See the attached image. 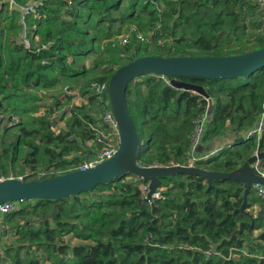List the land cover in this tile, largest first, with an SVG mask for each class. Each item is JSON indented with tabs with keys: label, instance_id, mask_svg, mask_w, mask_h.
I'll use <instances>...</instances> for the list:
<instances>
[{
	"label": "trees",
	"instance_id": "1",
	"mask_svg": "<svg viewBox=\"0 0 264 264\" xmlns=\"http://www.w3.org/2000/svg\"><path fill=\"white\" fill-rule=\"evenodd\" d=\"M15 1L26 6L30 0ZM124 1L32 0L41 5L25 17L30 48L13 43L17 57L3 72L6 80L0 77L1 103H11L12 108L6 105L10 115L21 119L15 124L19 134L11 154L3 149L0 155V176H8L17 162L27 172L22 176L47 171L34 180L66 174L92 152L88 142L97 147L93 128L99 127L98 109L91 117L84 106L72 105L63 120L66 130L54 133L48 121L33 117L39 98L27 93L32 88L54 89L61 80L76 85L81 76L100 67L85 89L96 104L90 85L108 81L116 69L138 57H227L264 47V20L252 0ZM3 9L7 7L0 6V19ZM10 12L6 26L20 33V11ZM131 27L133 35L142 34L146 40H133L122 49L118 38ZM35 36L46 48L35 46ZM90 54L97 55L90 71L67 62L69 56L83 60ZM180 79L203 87L216 101L204 126L203 144L223 138L227 121L232 134H240L252 129L264 113V69L242 79ZM80 93L87 95L82 87ZM126 100L141 139L138 164L188 166L192 131L207 114L206 101L174 90L153 75L130 82ZM255 147L264 151V132L257 143L251 138L246 144L229 145L195 166L232 172ZM20 149L29 150L21 160ZM260 169L264 172V162ZM159 180V198L152 203L139 202L147 182L132 174L60 201H22L3 220L16 235V246L6 255L15 264H39L40 259L49 264H264V198L254 189L241 211L244 189L238 182L212 181L208 188L203 178L191 175ZM254 206L256 217L248 212ZM53 208L56 213L50 219ZM18 219L23 223L15 222ZM253 231H261L258 252L252 248ZM66 237L78 243L70 245Z\"/></svg>",
	"mask_w": 264,
	"mask_h": 264
},
{
	"label": "water",
	"instance_id": "2",
	"mask_svg": "<svg viewBox=\"0 0 264 264\" xmlns=\"http://www.w3.org/2000/svg\"><path fill=\"white\" fill-rule=\"evenodd\" d=\"M264 69V47L245 54L227 57H161L156 55L142 56L116 69L108 79L107 95L111 113L119 132V146L115 154L84 170H75L66 174L45 178L42 180H19L7 178L0 181V205L8 202L32 200L60 201L70 196L93 191L127 174H132L148 184V192L139 202L152 203L160 187L161 177L175 175H191L203 178L208 188L212 181H234L243 185V211L247 197L253 190L254 184L264 188V176L259 173L260 165L264 162V151L249 156L244 163L232 172L210 171L193 165L188 166H153L143 167L137 158L141 139L130 115L126 91L128 84L139 77L153 75L167 80L174 90L193 93L212 101L205 89L199 85L180 81V78L204 80H233L246 78ZM3 104L0 102V108ZM201 125V123H199ZM229 122L227 121L226 125ZM257 124V128L260 127ZM247 139L239 136L233 139L232 145L245 142ZM91 151L85 157L88 159ZM56 208H53L50 219H53ZM250 225V229H251Z\"/></svg>",
	"mask_w": 264,
	"mask_h": 264
},
{
	"label": "rangeland",
	"instance_id": "3",
	"mask_svg": "<svg viewBox=\"0 0 264 264\" xmlns=\"http://www.w3.org/2000/svg\"><path fill=\"white\" fill-rule=\"evenodd\" d=\"M127 0L124 1V3ZM31 3L32 0L28 1V3ZM11 17L10 10L3 9L2 11V18L0 19V77L3 75V72L5 68L13 61L17 55L14 52V46L20 45L23 41V31L18 33L14 28L8 27L6 25H9ZM8 27V28H6ZM125 28L123 29V31ZM134 29L131 27L128 31H124L123 34L127 33H133ZM251 33H255V31H251ZM39 39V37H38ZM40 40V39H39ZM132 41V40H131ZM14 43V46H13ZM34 43L37 44V41L34 39ZM250 47V46H249ZM97 59V55L90 54L87 57L83 58V60H72L70 56L67 59V62L71 63L74 62L76 66L84 67V69L89 70L93 67V64L95 63ZM101 70L100 67L95 68L94 72H88L85 75L81 76L78 80V83L75 85L73 83H67L64 80H61V84L50 90H36L32 88L31 90L27 91L28 94H36L39 98V100L36 102L35 106L37 108V112L33 114V117H37L40 119H44L48 121L51 126L54 133H60L66 129L64 125V119L66 117L67 112L70 110L72 105H75V103H80L78 99H75L77 96H74V92H79L80 87L83 88L84 93L87 94V98L89 97L88 92H85L87 82L97 73ZM3 79L6 80V77H3ZM164 79V78H162ZM242 79V78H241ZM240 79V80H241ZM140 81V80H139ZM167 82V80L165 79ZM8 86H11L9 82H7ZM31 87V86H29ZM80 93V92H79ZM91 96V95H90ZM71 98L70 103L66 104L68 98ZM73 99V100H72ZM0 102H2V96H0ZM12 108V104L7 101L5 105H3L0 108V155L3 153V149H9L8 155L11 154V147L13 142L16 140L18 136V130L15 128V124L21 122V119L19 116H11L10 111L7 108ZM96 105V104H95ZM93 106V105H92ZM97 109V105H96ZM94 114V112H93ZM211 112L209 111L201 120V125L198 127V124L195 126L194 130L192 131V137H191V150L189 152V164L195 165V163H201L204 162L206 159L213 157L218 154V152L223 149L224 147H227L229 145H232V141L236 136H241L244 139L247 137H253L255 143H257V135H259L261 132H264V113L258 118L259 122L257 124H261V127L259 129L256 128V125L252 127V129L242 131L240 134H232L233 127L229 123L223 138H216L214 140H211L205 144L201 143V138L204 132V126L205 123L209 120ZM196 130V139L194 138L193 134ZM254 133V135H252ZM191 135V134H190ZM214 142L216 145H214ZM90 147L93 148V145ZM96 150V149H94ZM252 152V151H251ZM257 152V147L253 149V152L249 155H253ZM29 150L28 149H20L18 152V159H24L28 156ZM248 156V157H249ZM43 166V163L40 165V167ZM24 166L20 163H15L14 165L10 166L11 171L15 175H23L22 173H27L22 170ZM41 177L40 175H33L30 178H27L28 181L38 179ZM248 212L252 213L254 217H256L258 213V207L254 206L250 209H248ZM4 222V221H3ZM15 222H18L20 224L23 223L22 220L18 219L15 220ZM261 231H253V237H252V248L258 252L259 246L257 240V236L259 235ZM16 235H15V229L10 228H3L0 226V264H15L14 262H11L12 259L10 257H7L6 250L16 246L15 245ZM64 240L70 245H75L78 243V241L70 240L69 237L64 238ZM24 251L19 253V256L21 259H24ZM37 256V259L40 258V253L36 252L35 254ZM39 264H49L47 262H44L43 260H39Z\"/></svg>",
	"mask_w": 264,
	"mask_h": 264
},
{
	"label": "built area",
	"instance_id": "4",
	"mask_svg": "<svg viewBox=\"0 0 264 264\" xmlns=\"http://www.w3.org/2000/svg\"><path fill=\"white\" fill-rule=\"evenodd\" d=\"M258 9L261 18L264 20V0H252ZM40 2L28 3L26 6H20L16 3L15 0H0V6L7 7L9 10H19L20 11V24L23 27V44L26 49L30 48V42L27 39V27L25 25V17L31 13H34L35 8L40 6ZM35 40L37 41L36 47L41 46V49L46 48L45 45L39 44V39L35 36ZM133 40L141 42L146 40V36L142 34L127 33L123 34L118 38L119 45L123 49L127 47ZM120 56L122 59H125L127 55L121 50ZM107 87L108 81L100 82V83H92L89 87L90 94L95 97L97 103V109L99 111L97 117L96 124L99 125L97 128H93L95 131V139L94 142L97 145L95 147L96 150H92L87 160H84L76 170H84L90 167H94L95 165L111 158L118 149L119 146V132L117 129L116 122L111 113L108 95H107ZM200 124L198 123V127ZM196 130L193 134L196 139ZM178 165L173 163V166ZM193 165V164H189ZM172 166V165H171ZM259 173L261 176H264V172L259 169ZM47 171L44 169H39L36 172H30L26 176L15 175L11 170L8 173V176H0V181L5 180L7 178H17L19 180H23L32 177L33 175H40L41 177L46 175ZM40 178V177H39ZM253 189L256 191V194L259 198H264V188L259 184H254ZM142 191L145 195L148 192V184L142 187ZM159 198V192L157 190V194H155L154 199ZM20 205V202H8L0 205V226L4 220V218L12 213H14Z\"/></svg>",
	"mask_w": 264,
	"mask_h": 264
},
{
	"label": "crops",
	"instance_id": "5",
	"mask_svg": "<svg viewBox=\"0 0 264 264\" xmlns=\"http://www.w3.org/2000/svg\"><path fill=\"white\" fill-rule=\"evenodd\" d=\"M80 92V91H79ZM79 92H74V94H76V95H74V96H77L75 99H78L79 101H80V103H75V105L76 106H84L85 107V109H86V111H87V113L92 117V116H94V114H93V112H94V110H97L96 109V105L94 104V103H92L88 98H87V95H85V96H82L81 95V93H79ZM73 100V99H72ZM93 105V106H92ZM67 114H68V112H67ZM67 114H66V116H67ZM66 129H64V131H65ZM92 145V142H88L87 143V146H91ZM1 226L3 227V228H8V226H9V224L7 223V222H2V224H1Z\"/></svg>",
	"mask_w": 264,
	"mask_h": 264
},
{
	"label": "flooded vegetation",
	"instance_id": "6",
	"mask_svg": "<svg viewBox=\"0 0 264 264\" xmlns=\"http://www.w3.org/2000/svg\"><path fill=\"white\" fill-rule=\"evenodd\" d=\"M180 81H183V80H181V79H179ZM245 81H246V79H245ZM183 82H186V81H183ZM187 83H189V82H187ZM194 85H196V84H194ZM177 91H179V92H183V91H181V90H177ZM206 91V90H205ZM206 93H207V91H206ZM193 94V93H192ZM194 95H196V94H194ZM207 95H208V93H207ZM197 96H199V95H197ZM209 96V95H208ZM200 97V99L201 100H205L206 101V103H207V106H206V113H208L209 111L210 112H212L214 109H215V105H216V101L213 99V98H211L210 96H209V98L211 99V101H212V105L210 106L209 105V101L205 98V97H203V96H199ZM234 111L235 112H237L238 111V109L237 108H235L234 109ZM260 127H261V125H260ZM260 127H258L257 128V125H256V128L257 129H259ZM261 134H262V132L259 134V135H257V137H261ZM252 135H254V133H252ZM236 137H238V136H236ZM235 137V138H236ZM251 138H253V137H251V135H250V137H247L246 139V141L245 142H243V143H239V144H246L247 143V141L249 140V139H251ZM259 141V140H258ZM214 145H216V143L214 142ZM238 145V144H237ZM257 152H259V150L257 149ZM202 163V162H201ZM263 164V163H262ZM193 166H195V165H193ZM197 167V166H196ZM200 168H203V167H200Z\"/></svg>",
	"mask_w": 264,
	"mask_h": 264
}]
</instances>
